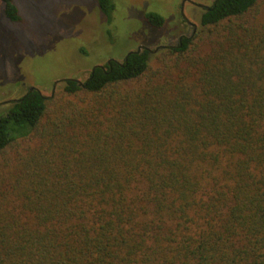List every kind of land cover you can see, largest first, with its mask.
Masks as SVG:
<instances>
[{
  "label": "trees",
  "instance_id": "trees-1",
  "mask_svg": "<svg viewBox=\"0 0 264 264\" xmlns=\"http://www.w3.org/2000/svg\"><path fill=\"white\" fill-rule=\"evenodd\" d=\"M0 264H264V0L0 104Z\"/></svg>",
  "mask_w": 264,
  "mask_h": 264
},
{
  "label": "rangeland",
  "instance_id": "rangeland-1",
  "mask_svg": "<svg viewBox=\"0 0 264 264\" xmlns=\"http://www.w3.org/2000/svg\"><path fill=\"white\" fill-rule=\"evenodd\" d=\"M113 0L107 21L95 0H15L25 19L11 23L0 10V104L18 98L30 87L49 96L61 78L83 81L92 67L121 61L143 47L175 45L199 24L202 9L213 0ZM183 4V6H181ZM183 16L188 22L180 17ZM164 22L151 25L147 15ZM195 26V28H193Z\"/></svg>",
  "mask_w": 264,
  "mask_h": 264
},
{
  "label": "water",
  "instance_id": "water-1",
  "mask_svg": "<svg viewBox=\"0 0 264 264\" xmlns=\"http://www.w3.org/2000/svg\"><path fill=\"white\" fill-rule=\"evenodd\" d=\"M157 48L158 47H156V48H154V49H147V50H149V51H152V52H155L156 50H157ZM139 49H141V48H138V50ZM134 51V50H133ZM133 51H130V52H133ZM130 52H128V53H130ZM127 53V54H128ZM111 60V59H110ZM110 60H108L106 63H110ZM102 65H96V66H94V67H92V69H91V71H93L96 67H101ZM67 78H61V79H58V80H56L55 81V83H54V86H53V88L55 87V85L58 83V82H63L64 80H66ZM69 79H72V78H69ZM73 80H75V81H77L79 84H82V81L81 80H78V79H74L73 78ZM31 88H34V87H30V89ZM38 90V89H37Z\"/></svg>",
  "mask_w": 264,
  "mask_h": 264
},
{
  "label": "flooded vegetation",
  "instance_id": "flooded-vegetation-1",
  "mask_svg": "<svg viewBox=\"0 0 264 264\" xmlns=\"http://www.w3.org/2000/svg\"><path fill=\"white\" fill-rule=\"evenodd\" d=\"M186 1H189V0H186ZM184 2H185V0H184L182 3H184ZM190 3H192V4L195 5V6H198L200 9H202V11H203L204 9H208V8H209V6H206V5H200V4H198L197 2H195V1H190ZM181 6H183V4H182ZM180 17L182 18L183 21L188 22L187 19L183 16V14H182V10H181ZM193 28H195V26H193ZM181 36H182V35H181ZM181 36H180V37H181ZM180 37H179V39H180ZM139 48H143V47H139Z\"/></svg>",
  "mask_w": 264,
  "mask_h": 264
}]
</instances>
